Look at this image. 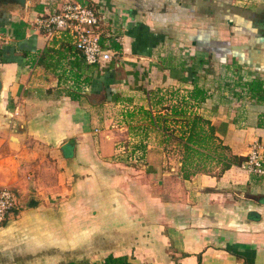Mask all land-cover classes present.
Here are the masks:
<instances>
[{"label":"crops","instance_id":"1","mask_svg":"<svg viewBox=\"0 0 264 264\" xmlns=\"http://www.w3.org/2000/svg\"><path fill=\"white\" fill-rule=\"evenodd\" d=\"M58 1L0 4V185L17 198L0 264H264V178L223 166L264 146V11L77 0L114 53L89 64L68 31L34 25ZM194 85L205 99L173 115ZM195 114L214 140L184 169L178 136Z\"/></svg>","mask_w":264,"mask_h":264},{"label":"built area","instance_id":"2","mask_svg":"<svg viewBox=\"0 0 264 264\" xmlns=\"http://www.w3.org/2000/svg\"><path fill=\"white\" fill-rule=\"evenodd\" d=\"M35 27L46 37L68 31L75 49L85 62L96 64L110 60L114 53L100 33L99 11L88 1L59 0L56 11L35 18ZM264 146L253 142L240 166L264 178ZM17 198L6 185H0V224L16 206Z\"/></svg>","mask_w":264,"mask_h":264},{"label":"trees","instance_id":"3","mask_svg":"<svg viewBox=\"0 0 264 264\" xmlns=\"http://www.w3.org/2000/svg\"><path fill=\"white\" fill-rule=\"evenodd\" d=\"M261 83L259 81L253 82L249 88L255 89L258 94V89H260ZM262 91H264V87L262 88ZM207 95V92L205 89L200 88L197 85H194L192 89L188 90L184 95L181 97V107L174 106L172 107V114L177 116L184 117V104L187 100L193 101V102H201L205 99ZM259 97L263 98L264 93L259 94ZM154 122V121H152ZM206 125L209 133H203V126ZM214 128L209 122V120L203 118L202 116L195 114L190 118H185V128L182 129V133L178 136V140L181 143L183 147V163L182 167L185 169L186 164L192 163V158L194 156H197L198 158H204L209 157V153L205 154L201 148H206L207 145H209L214 140L213 136ZM170 136V135H169ZM205 154V155H204ZM244 160V158H238V157H230L228 162L225 163L224 167H229L231 163H241ZM188 174L185 171L184 177H186Z\"/></svg>","mask_w":264,"mask_h":264},{"label":"rangeland","instance_id":"4","mask_svg":"<svg viewBox=\"0 0 264 264\" xmlns=\"http://www.w3.org/2000/svg\"><path fill=\"white\" fill-rule=\"evenodd\" d=\"M167 2V1H166ZM168 4V3H167ZM150 4L148 3L147 6ZM249 8L255 9L256 11H264V2L262 0H246V2L243 4ZM145 12L147 11L146 9L148 8H143ZM262 9V10H261ZM148 12V11H147ZM144 16L147 15V13L143 14ZM177 38H174L173 36L168 39V44H172L174 49H177ZM176 43V44H175ZM136 154H143L141 151H136Z\"/></svg>","mask_w":264,"mask_h":264},{"label":"water","instance_id":"5","mask_svg":"<svg viewBox=\"0 0 264 264\" xmlns=\"http://www.w3.org/2000/svg\"><path fill=\"white\" fill-rule=\"evenodd\" d=\"M9 1H16V2H18V3H20V4H23V3L25 2V0H0V4H1V5H7V3H8Z\"/></svg>","mask_w":264,"mask_h":264}]
</instances>
